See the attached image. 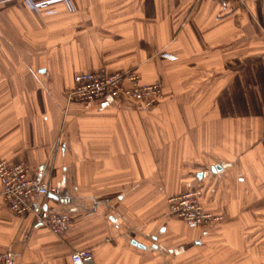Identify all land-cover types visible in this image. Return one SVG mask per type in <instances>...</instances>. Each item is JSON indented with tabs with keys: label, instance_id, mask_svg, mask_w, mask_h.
Returning <instances> with one entry per match:
<instances>
[{
	"label": "crops",
	"instance_id": "obj_1",
	"mask_svg": "<svg viewBox=\"0 0 264 264\" xmlns=\"http://www.w3.org/2000/svg\"><path fill=\"white\" fill-rule=\"evenodd\" d=\"M0 2V161L27 165L52 192L35 209L69 219L55 235L35 212L14 215L0 183V254L264 264V0ZM100 69L161 82L163 102L69 98L79 73ZM192 188L220 226L166 215Z\"/></svg>",
	"mask_w": 264,
	"mask_h": 264
},
{
	"label": "built area",
	"instance_id": "obj_2",
	"mask_svg": "<svg viewBox=\"0 0 264 264\" xmlns=\"http://www.w3.org/2000/svg\"><path fill=\"white\" fill-rule=\"evenodd\" d=\"M53 1L35 4V7L45 9ZM162 84L158 82L145 83L134 71L110 74L106 69L78 74L69 92V98L86 104H96L107 98L114 102L127 101L143 110H153L163 96ZM0 183L3 199L16 216L35 212L41 224L47 225L57 235H63L69 227L67 217H47L43 212V204L35 209L36 198H46L51 189L40 177H32L30 169L24 163L12 164L0 161ZM57 194V192H55ZM196 192L180 195L171 202V212L182 218L189 227L196 228L208 225L213 217L202 210L197 201ZM218 218H215V220ZM72 264H94L91 250H82L71 255ZM0 264H11L8 254H0Z\"/></svg>",
	"mask_w": 264,
	"mask_h": 264
},
{
	"label": "rangeland",
	"instance_id": "obj_3",
	"mask_svg": "<svg viewBox=\"0 0 264 264\" xmlns=\"http://www.w3.org/2000/svg\"><path fill=\"white\" fill-rule=\"evenodd\" d=\"M1 4V2H0ZM136 72V71H134ZM80 74V73H79ZM139 74V73H138ZM140 75V74H139ZM158 82V81H157ZM161 83V82H160ZM162 84V83H161ZM163 87V96H162V99L161 101L159 102V105L163 102L164 100V97H165V93H164V86L162 85ZM158 107V105L154 108L156 109ZM153 109V110H154ZM188 192H196L198 195H197V201L199 202L200 206L202 207V210L207 213V214H210L212 215L213 219L212 221L208 224V225H205V226H199V227H196V229H201V230H205V229H212V228H216L217 226H220L223 222H224V217L222 214H219L217 212H214L210 209H208L206 207V204H205V199H204V193H203V190L200 189V188H192V189H189L185 192H182L181 194H178V195H175V196H172L170 197L169 199H167V212H166V215L169 217V218H175L177 220H180L181 222H183L184 224H186V221H184L182 218H178L176 216H174L171 212V202L174 200V198L178 197V196H182L184 194H188ZM174 202V201H173ZM56 217V216H55ZM59 217V216H57ZM215 218H218L215 220ZM187 225V224H186ZM192 228V227H190ZM53 232V231H52ZM54 233V232H53ZM55 234V233H54ZM57 235V234H55ZM92 251V250H91ZM93 253V252H92Z\"/></svg>",
	"mask_w": 264,
	"mask_h": 264
},
{
	"label": "water",
	"instance_id": "obj_4",
	"mask_svg": "<svg viewBox=\"0 0 264 264\" xmlns=\"http://www.w3.org/2000/svg\"><path fill=\"white\" fill-rule=\"evenodd\" d=\"M217 169H219V168H217ZM215 170V169H214Z\"/></svg>",
	"mask_w": 264,
	"mask_h": 264
}]
</instances>
